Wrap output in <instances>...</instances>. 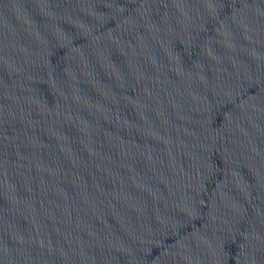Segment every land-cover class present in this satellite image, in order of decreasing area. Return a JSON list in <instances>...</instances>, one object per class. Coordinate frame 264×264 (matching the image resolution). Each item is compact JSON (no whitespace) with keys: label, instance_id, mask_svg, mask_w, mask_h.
Here are the masks:
<instances>
[{"label":"water","instance_id":"water-1","mask_svg":"<svg viewBox=\"0 0 264 264\" xmlns=\"http://www.w3.org/2000/svg\"><path fill=\"white\" fill-rule=\"evenodd\" d=\"M264 253V0H11Z\"/></svg>","mask_w":264,"mask_h":264}]
</instances>
